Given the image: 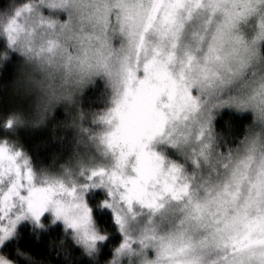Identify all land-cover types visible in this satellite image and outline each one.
I'll return each instance as SVG.
<instances>
[{"label":"snow or ice","instance_id":"snow-or-ice-1","mask_svg":"<svg viewBox=\"0 0 264 264\" xmlns=\"http://www.w3.org/2000/svg\"><path fill=\"white\" fill-rule=\"evenodd\" d=\"M16 58L45 115L103 91L78 111L87 151L56 173L0 111V264L29 224H62L87 264H264V0H20L0 16ZM223 109L242 135L217 132Z\"/></svg>","mask_w":264,"mask_h":264},{"label":"trees","instance_id":"trees-1","mask_svg":"<svg viewBox=\"0 0 264 264\" xmlns=\"http://www.w3.org/2000/svg\"><path fill=\"white\" fill-rule=\"evenodd\" d=\"M15 2L17 0H0V9ZM24 66L20 58L10 61L0 59V111L15 112L21 116L24 124L15 129L10 139L23 147L36 167L56 173L61 166L70 167L79 156L85 154L87 149L81 143L85 138L79 134L78 111L81 107L85 113L96 111L103 89L87 92L76 109L58 106L50 115H45L41 111L35 112L33 92L22 93ZM74 123L76 127H73ZM249 123V119L233 110L224 109L217 118L216 130L225 138H230L233 132L242 135ZM83 126H89L87 121ZM102 227L108 233L115 232L107 218ZM115 243H118V239L109 244V249ZM17 249L24 255L17 256ZM3 254L9 256L14 264H27V258L36 264H87V257L67 239L61 224L50 225L46 231L34 230L30 224L20 227L18 237Z\"/></svg>","mask_w":264,"mask_h":264},{"label":"rangeland","instance_id":"rangeland-1","mask_svg":"<svg viewBox=\"0 0 264 264\" xmlns=\"http://www.w3.org/2000/svg\"><path fill=\"white\" fill-rule=\"evenodd\" d=\"M20 3V0H17V2L13 3V4H8L6 7H2V9H0V16H3V15H6L8 13V11L15 7V6H18ZM22 77L24 78L23 79V85L21 90H22V93H26V92H33L34 93V99H35V102L33 104V108L35 110V112H40V107H39V94L34 90V86L33 84L30 82L31 79H40V77L38 75H35L33 72H32V69L25 65L23 67V73H22ZM58 107V106H57ZM68 107H71V106H68ZM72 108V107H71ZM55 109V108H54ZM50 110L47 114L50 115L53 110ZM224 110V109H223ZM222 111V110H221ZM42 112V111H41ZM47 115V116H48ZM87 150H85L86 152ZM62 225V224H61Z\"/></svg>","mask_w":264,"mask_h":264},{"label":"clouds","instance_id":"clouds-1","mask_svg":"<svg viewBox=\"0 0 264 264\" xmlns=\"http://www.w3.org/2000/svg\"><path fill=\"white\" fill-rule=\"evenodd\" d=\"M4 119H6V117L5 118H3V119H0V128H3V120ZM5 132H14L15 131V129H12V130H9V129H3Z\"/></svg>","mask_w":264,"mask_h":264}]
</instances>
